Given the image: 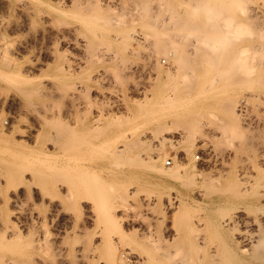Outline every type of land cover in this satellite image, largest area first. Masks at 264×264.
I'll return each instance as SVG.
<instances>
[{
    "label": "rangeland",
    "instance_id": "rangeland-1",
    "mask_svg": "<svg viewBox=\"0 0 264 264\" xmlns=\"http://www.w3.org/2000/svg\"><path fill=\"white\" fill-rule=\"evenodd\" d=\"M0 264H264V0H0Z\"/></svg>",
    "mask_w": 264,
    "mask_h": 264
},
{
    "label": "bare ground",
    "instance_id": "bare-ground-1",
    "mask_svg": "<svg viewBox=\"0 0 264 264\" xmlns=\"http://www.w3.org/2000/svg\"><path fill=\"white\" fill-rule=\"evenodd\" d=\"M11 78H13V76H11V74L10 75H7V84H10L11 83ZM172 143V142H171ZM16 145V144H15ZM17 147H18V145H17ZM23 147H24V145H23ZM28 148V147H27ZM115 150H117V149H115ZM28 152V151H27ZM111 154H112V152H111ZM145 165V164H144ZM173 168H175V167H177V163H175V164H173ZM160 168V167H159ZM157 169V170H159L160 172L162 171V173H164V174H169V175H171V176H175V177H178V174L180 173V171L178 172L177 171V169L175 170V169H169V168H166V167H162V165H161V170L160 169ZM177 171V172H176ZM178 173V174H177Z\"/></svg>",
    "mask_w": 264,
    "mask_h": 264
},
{
    "label": "built area",
    "instance_id": "built-area-1",
    "mask_svg": "<svg viewBox=\"0 0 264 264\" xmlns=\"http://www.w3.org/2000/svg\"><path fill=\"white\" fill-rule=\"evenodd\" d=\"M166 163H167V164H170V160L167 159V160H166Z\"/></svg>",
    "mask_w": 264,
    "mask_h": 264
}]
</instances>
